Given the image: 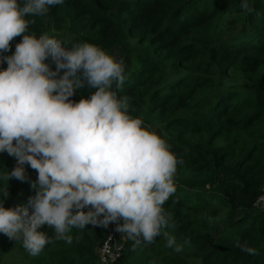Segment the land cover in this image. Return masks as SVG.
<instances>
[{
    "label": "trees",
    "instance_id": "1",
    "mask_svg": "<svg viewBox=\"0 0 264 264\" xmlns=\"http://www.w3.org/2000/svg\"><path fill=\"white\" fill-rule=\"evenodd\" d=\"M249 5L251 11L240 0H63L26 17V34L46 33L66 47L89 42L122 60L126 78L113 84L117 96L182 161L175 192L162 205L168 223L161 234L139 244L122 236L113 264H264V211L253 204L264 190V0ZM91 91L76 88L69 99ZM15 165L0 152L5 207L26 205L35 191L37 172L27 164L28 179L3 178ZM41 227L51 242L35 256L0 233V264H105L98 247L112 222L72 227L70 243ZM165 233L180 252L166 246ZM237 241L258 254L242 252Z\"/></svg>",
    "mask_w": 264,
    "mask_h": 264
},
{
    "label": "clouds",
    "instance_id": "2",
    "mask_svg": "<svg viewBox=\"0 0 264 264\" xmlns=\"http://www.w3.org/2000/svg\"><path fill=\"white\" fill-rule=\"evenodd\" d=\"M62 3L0 0V53L21 36L10 55L0 56L7 65L0 68V152L16 161L3 178L28 179L25 164L37 172L26 205L5 207L0 198V233L21 240L33 256L51 242L43 225L70 243L72 227L122 221L118 232L134 244L151 243L168 223L162 205L175 192L182 161L117 96L112 86L126 78L122 60L89 42L66 47L46 33L26 34L27 16ZM240 7L251 11L249 0H240ZM81 87L94 91L69 99ZM0 193L7 196V185ZM165 236L167 247L182 250L175 237ZM236 247L258 254L246 241Z\"/></svg>",
    "mask_w": 264,
    "mask_h": 264
},
{
    "label": "built area",
    "instance_id": "3",
    "mask_svg": "<svg viewBox=\"0 0 264 264\" xmlns=\"http://www.w3.org/2000/svg\"><path fill=\"white\" fill-rule=\"evenodd\" d=\"M4 54L0 53V56H2ZM6 63H0V68L6 67ZM262 195V196H261ZM259 197H262V203L256 202L255 203V207H259L260 209H263L264 211V190L263 192L260 194ZM116 221L112 222L113 225V231L109 232L107 234L106 239L103 241L102 245H99L98 247V255L101 259V261L104 262H108L111 261V259H109L108 257H110V255L114 252L115 253V257H118L119 255V248H120V244H116ZM114 257V258H115Z\"/></svg>",
    "mask_w": 264,
    "mask_h": 264
},
{
    "label": "rangeland",
    "instance_id": "4",
    "mask_svg": "<svg viewBox=\"0 0 264 264\" xmlns=\"http://www.w3.org/2000/svg\"><path fill=\"white\" fill-rule=\"evenodd\" d=\"M260 195H258L257 197H256V199H255V201L253 202V204H254V206H256L255 205V203L256 202H259V203H262V197H259ZM262 196V195H261ZM118 234H121V232H118L117 233V235ZM123 236L124 237H127L126 236V234H124L123 233ZM120 242V243H119ZM118 243L120 244V246H122V244H123V242H121V241H119ZM118 243H116V244H118ZM153 250L154 251H157V246L156 245H154V247H153ZM119 256V255H118ZM115 253L113 252L111 255H110V257H108L109 259H111V261H108V262H104V261H101V262H103V263H105V264H113L114 262H115V260L118 258V257H115Z\"/></svg>",
    "mask_w": 264,
    "mask_h": 264
},
{
    "label": "crops",
    "instance_id": "5",
    "mask_svg": "<svg viewBox=\"0 0 264 264\" xmlns=\"http://www.w3.org/2000/svg\"><path fill=\"white\" fill-rule=\"evenodd\" d=\"M119 235V241L121 240V237L123 236V233H121V234H118ZM118 238H117V235H116V240H117ZM118 240H117V242H119ZM120 243V242H119Z\"/></svg>",
    "mask_w": 264,
    "mask_h": 264
}]
</instances>
